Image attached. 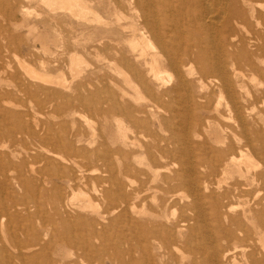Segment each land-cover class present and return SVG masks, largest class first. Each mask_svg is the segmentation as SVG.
<instances>
[{
	"label": "bare ground",
	"instance_id": "6f19581e",
	"mask_svg": "<svg viewBox=\"0 0 264 264\" xmlns=\"http://www.w3.org/2000/svg\"><path fill=\"white\" fill-rule=\"evenodd\" d=\"M29 1H42L54 11L68 10L77 18H87L92 10L85 0ZM117 3L116 8L125 12L114 10L113 21L102 17L106 31L102 55L117 54L112 59L117 79L110 78V84L102 82V98L108 103L102 108L103 127L111 115L120 113L152 139L140 144L142 155L130 153L117 169L105 145L102 157L98 156L102 166L90 168L85 164L88 160H78L80 154L74 152L75 141L80 139L61 141L69 149L72 166L62 174L42 177L44 190L54 176L66 187L91 181L92 192L103 200L104 210L100 211L82 188L77 196L86 200L78 207L92 211L94 217L70 214L75 204L60 191L49 195L47 207L39 196L31 199L27 193L23 202L10 197L6 203L1 194L0 264H38L40 259L43 264H58L50 252L56 242L78 250L75 260L63 264H264V118L252 112L246 88L249 78L261 81L260 96L254 93L251 98L264 97V0ZM12 14L9 9V16ZM254 15L261 29L254 27ZM116 39L117 45L109 41ZM3 47L1 43L2 51ZM23 60L18 58L35 86L42 88V82L69 88L64 77L48 75ZM80 60L78 53H71L74 69ZM13 78L19 87L18 73ZM47 89L53 96L61 94ZM63 94L66 105L56 112L77 113L68 108V96ZM10 95L9 91L0 92V117L19 122L22 113L6 105L15 104L9 101ZM163 108L191 122L175 133L168 120L158 115ZM214 119L216 131L208 130L205 124ZM116 120L128 130L124 119ZM202 120L205 123L199 122ZM164 125L171 131L169 136L159 132L164 131ZM153 126L159 131L154 132ZM8 131L27 132L41 144L45 142L44 127L33 130L24 125ZM122 137L125 146V134ZM0 145L3 148L4 144ZM117 152L126 153L120 148ZM2 155L0 152V160ZM42 161L55 162L50 157H35L28 164L21 161L13 166L15 176H9L11 167H0L5 177L1 191L11 188L15 180L26 191L35 186L41 192L38 179H27L24 172L42 173L35 167ZM115 213L117 227L112 231L105 228L104 221ZM50 231L56 233L52 239ZM64 256L71 257L72 252Z\"/></svg>",
	"mask_w": 264,
	"mask_h": 264
},
{
	"label": "rangeland",
	"instance_id": "374dc122",
	"mask_svg": "<svg viewBox=\"0 0 264 264\" xmlns=\"http://www.w3.org/2000/svg\"><path fill=\"white\" fill-rule=\"evenodd\" d=\"M13 1L0 0V47L1 43L4 46L3 51L0 49V92H11L12 96L10 95L11 98L9 101L15 104H10L11 106L9 104L6 105L8 108L19 110L22 113V117L19 122L14 121L12 118L4 119L0 117V144H4L3 148L0 145V152L3 153V160H0V167H11L8 170L9 176H15L17 174V171L13 167L15 164L21 165V161L28 164L35 157H50L59 164L55 162L46 164L42 161L35 165L36 169L43 171L42 173L24 172L25 178H34V181L38 179L41 192H37L35 186H32L26 191L25 188L17 186L15 180H12V186L10 184L12 189L7 188L4 191L0 189V195H3L1 200H6V203H8L9 198L14 197L16 201L18 199L20 200L18 202H23L22 197L28 193L31 199L39 196V200L44 202L47 207V200L50 198L49 195L52 192L60 191L62 195L72 199L75 204L70 208V214H83L94 217L95 214L92 211H84L78 207L86 199L84 200L82 196H77L78 190L82 188L81 190L85 191L92 202L103 212V200L97 199L93 194L92 186H90L91 181L88 183H72L70 187H66L58 177L54 176L45 186L47 190H44L41 179L42 177L47 178L46 175L49 174H62L67 171L66 169L68 167L72 166V163L69 162V158H71L69 149L61 145V141L80 139V141H75V149L78 151L75 150L74 152L80 154L77 158L78 160L83 162L88 160V163L85 164H89L88 166L90 168H99L102 166V159H98L100 158L98 156L102 157V151L105 145L106 149L110 151L112 164L117 169L122 161L126 162L130 158V153L137 152L142 155L144 149L140 144L152 139L148 132L133 127L131 122L129 120L126 121L125 116L120 113L111 115L107 127H103L104 119L102 117V108H105L108 103L102 98V82L104 84H110V78L117 79V72H115L112 61L113 58H116L117 54L105 53L107 54L106 56L102 55V35L106 32L105 27L102 26V17L108 21H113L114 10L118 12L119 10L125 12V10L116 8L119 7L117 0H85L89 2L88 4L92 10L90 14L86 15L87 18L84 19L77 18L65 9H57L54 11L42 1ZM261 8L264 10V6ZM9 9L13 11L11 16H9ZM263 10L261 11L262 14H264ZM255 15L252 16V22L256 24L254 27L261 29V23L255 22ZM24 21L27 25L22 26L21 24ZM15 25H18L19 28L15 29ZM112 26L117 27L115 23ZM29 27H33L31 32ZM107 32L109 33L107 35L118 38L117 34ZM42 39H44L43 41L47 45H43L44 42ZM109 41L112 44H118L117 39ZM72 51L78 53L81 58L75 69L72 67L70 61ZM17 57L22 60L25 59L23 61H27V64L29 62V65L44 71L48 75L64 77L63 79H65L69 88L62 85H48L42 82H39L43 86L42 88L35 86L33 79L29 78V75H25L26 72L23 66L19 64ZM15 73H18L19 78L17 81L19 87L16 85L15 78H13ZM47 88H50L52 91L58 90L61 94L53 96L48 93L49 90ZM109 88L114 90V87L110 85ZM246 88L250 95L249 101L252 102V104H249L253 109L252 112L264 118V97H259L255 101L251 98V94L254 93L260 96L259 92L262 90L261 81H253L249 78L246 83ZM63 92L68 96V108L77 113L66 115L56 112L58 108L61 109L66 105V97ZM78 97L82 98V101ZM215 98L216 96L214 95L212 99L214 100ZM224 101L225 99H223ZM249 101L248 103H250ZM158 115L168 120L171 128L177 130L175 133L178 132L181 125L191 122L190 119L174 115L167 109L163 111L159 110ZM116 118L124 119L128 125V130L121 128ZM199 122L205 123L204 120ZM216 123L217 120L214 119L208 124L206 123L205 126L208 127V130L211 128L212 131H216ZM24 125L33 130L44 127V144H41L37 138L32 137L27 132L16 134L8 131L9 129ZM163 127L164 131L162 132L156 126L150 128H153L154 132L159 131L169 136L171 131L167 130L166 125ZM123 134H125L127 140V145L125 146L122 144ZM119 148L126 153L119 154L117 152ZM207 154L211 156L212 152L208 151ZM60 157H65L68 160L65 162ZM256 159L259 160L258 158ZM3 178L5 177L0 173V182L4 180ZM116 215L117 213L111 216V220L106 219L104 221L105 228H109L112 231L116 230L117 224L113 220ZM50 233L52 239V236L56 233H53V231H50ZM45 238L48 240L50 236ZM55 251H58L61 254L60 257H64V259L60 258ZM50 252L52 253V257L58 259V264H63L68 260H75L78 250L65 246L63 242H56ZM66 252H72V256H64ZM43 262V259H40L38 264H43ZM90 262L91 264H95L92 261Z\"/></svg>",
	"mask_w": 264,
	"mask_h": 264
}]
</instances>
